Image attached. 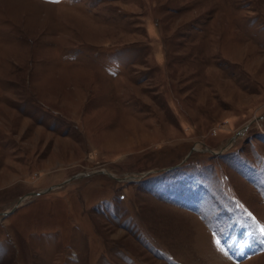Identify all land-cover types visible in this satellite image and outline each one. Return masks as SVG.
Masks as SVG:
<instances>
[{"label":"rangeland","instance_id":"rangeland-1","mask_svg":"<svg viewBox=\"0 0 264 264\" xmlns=\"http://www.w3.org/2000/svg\"><path fill=\"white\" fill-rule=\"evenodd\" d=\"M262 229L264 0H0V264H264Z\"/></svg>","mask_w":264,"mask_h":264},{"label":"bare ground","instance_id":"bare-ground-1","mask_svg":"<svg viewBox=\"0 0 264 264\" xmlns=\"http://www.w3.org/2000/svg\"><path fill=\"white\" fill-rule=\"evenodd\" d=\"M243 251H244V249H243V247H241L239 253L241 254V253H243Z\"/></svg>","mask_w":264,"mask_h":264},{"label":"water","instance_id":"water-1","mask_svg":"<svg viewBox=\"0 0 264 264\" xmlns=\"http://www.w3.org/2000/svg\"><path fill=\"white\" fill-rule=\"evenodd\" d=\"M245 128H246V127H245ZM240 132H241V131H240ZM238 133H239V132H238ZM70 180H71V178H70V179H68V180H66V181H65V183H66V182H69Z\"/></svg>","mask_w":264,"mask_h":264},{"label":"snow or ice","instance_id":"snow-or-ice-1","mask_svg":"<svg viewBox=\"0 0 264 264\" xmlns=\"http://www.w3.org/2000/svg\"><path fill=\"white\" fill-rule=\"evenodd\" d=\"M262 231H264V229H262Z\"/></svg>","mask_w":264,"mask_h":264}]
</instances>
